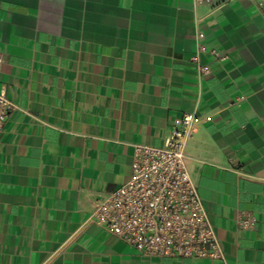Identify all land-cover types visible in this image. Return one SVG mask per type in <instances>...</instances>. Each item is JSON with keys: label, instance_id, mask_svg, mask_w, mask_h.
<instances>
[{"label": "crops", "instance_id": "obj_1", "mask_svg": "<svg viewBox=\"0 0 264 264\" xmlns=\"http://www.w3.org/2000/svg\"><path fill=\"white\" fill-rule=\"evenodd\" d=\"M0 54V264H264V0H0ZM185 114L223 260L141 256L90 220Z\"/></svg>", "mask_w": 264, "mask_h": 264}, {"label": "built area", "instance_id": "obj_2", "mask_svg": "<svg viewBox=\"0 0 264 264\" xmlns=\"http://www.w3.org/2000/svg\"><path fill=\"white\" fill-rule=\"evenodd\" d=\"M194 1L216 9L227 0ZM199 38H203L202 33ZM212 53L220 57L217 50ZM199 70L205 75L210 73L206 66ZM13 110L6 87H2L0 135ZM174 121L162 147L134 146L130 179L95 203L90 220L141 256L223 260L215 228L187 165V143L197 133L202 119L185 114ZM238 224L240 229L250 230L256 226L257 218L245 213Z\"/></svg>", "mask_w": 264, "mask_h": 264}]
</instances>
